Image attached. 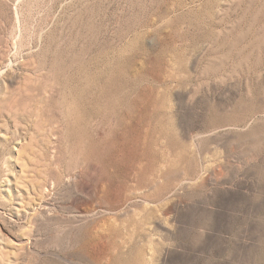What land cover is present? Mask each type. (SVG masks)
<instances>
[{"label": "rangeland", "instance_id": "374dc122", "mask_svg": "<svg viewBox=\"0 0 264 264\" xmlns=\"http://www.w3.org/2000/svg\"><path fill=\"white\" fill-rule=\"evenodd\" d=\"M0 264H264V0H0Z\"/></svg>", "mask_w": 264, "mask_h": 264}]
</instances>
